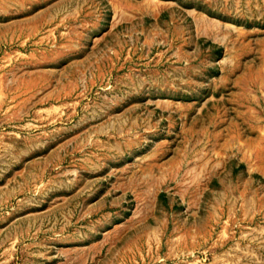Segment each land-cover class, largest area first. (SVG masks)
Instances as JSON below:
<instances>
[{
  "label": "rangeland",
  "instance_id": "1",
  "mask_svg": "<svg viewBox=\"0 0 264 264\" xmlns=\"http://www.w3.org/2000/svg\"><path fill=\"white\" fill-rule=\"evenodd\" d=\"M0 264H264V0H0Z\"/></svg>",
  "mask_w": 264,
  "mask_h": 264
}]
</instances>
